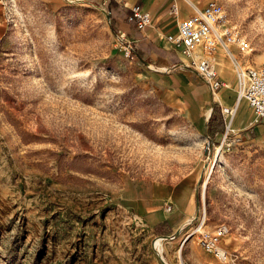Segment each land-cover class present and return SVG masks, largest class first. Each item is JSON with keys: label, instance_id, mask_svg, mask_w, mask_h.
I'll list each match as a JSON object with an SVG mask.
<instances>
[{"label": "rangeland", "instance_id": "374dc122", "mask_svg": "<svg viewBox=\"0 0 264 264\" xmlns=\"http://www.w3.org/2000/svg\"><path fill=\"white\" fill-rule=\"evenodd\" d=\"M216 1L251 42L240 59L264 67V0ZM214 144L163 69L126 57L101 5L0 0V264H264V142ZM186 177L197 214L173 234L120 200ZM220 225L228 261L199 240Z\"/></svg>", "mask_w": 264, "mask_h": 264}, {"label": "crops", "instance_id": "0c3cea01", "mask_svg": "<svg viewBox=\"0 0 264 264\" xmlns=\"http://www.w3.org/2000/svg\"><path fill=\"white\" fill-rule=\"evenodd\" d=\"M73 1L101 5L106 11L114 31L125 33L133 43L134 57L146 63L149 61L156 64L158 70L163 69L171 88L186 105L187 115L199 134L212 138L216 144L219 143L223 137L226 120L221 111V105L231 107L237 105L235 114L237 116L236 119L234 116L232 120V127L235 129V133L232 135L235 140L234 146L252 139L259 143L264 142V122L256 120L252 108L246 103L247 101L243 102L240 107L237 104V78L236 73L234 75L230 69V61L234 63L236 59L245 63L242 58L240 59V55L243 58L245 55L239 53L236 47L233 48L232 57L228 56L224 50L216 52L217 67L223 66V69L226 70L225 74L221 73V76L224 74L229 81L234 76L231 85L223 87L218 93L219 97H214L212 101L213 95L208 85L192 68L186 66L189 60L168 40L169 35L178 33V23L194 13V4L190 0H186L188 2L181 0L182 5L178 0ZM174 1L180 8L177 17L170 14V8ZM135 4L141 5L152 16L151 23L143 30L137 29L127 19ZM192 102L200 111L196 117H191ZM215 119L222 120V124L220 126L214 124ZM186 178L173 188L155 181L140 186L131 184L125 188L120 200L125 208L138 216L150 229H168L175 233L187 222L194 220L197 214L198 203L193 193L194 183L191 177ZM170 202L173 203L174 210L167 212L165 204Z\"/></svg>", "mask_w": 264, "mask_h": 264}, {"label": "built area", "instance_id": "2783aa9c", "mask_svg": "<svg viewBox=\"0 0 264 264\" xmlns=\"http://www.w3.org/2000/svg\"><path fill=\"white\" fill-rule=\"evenodd\" d=\"M179 13V6L174 1L170 8V14L177 17ZM127 19L137 29L143 30L151 23L152 16L141 5L135 4ZM120 36L124 41L126 57H134L133 43L125 33H120ZM168 40L189 60L186 66L192 67L204 80L213 97L225 86L215 58L217 47H222L230 57L233 56L234 47L245 56L251 51V42L233 23L230 13L216 0L209 1L202 8L194 6V13L178 23V33L169 35ZM198 46L202 48L199 58L194 56ZM234 65L237 78V104L240 99H245L252 108L256 120L264 122V67L246 66L245 63L236 59ZM236 110L237 105L233 107L221 105V111L226 118L223 137L219 143L214 144V148L221 153L229 152L234 146L235 140L232 135L235 133V129L232 127V120ZM207 150H210V145ZM165 210L172 212L174 210L173 203L165 204ZM205 220V217L201 221L199 220L200 225L197 230L202 228ZM227 231L226 226L220 225L214 233L202 231L199 235L202 247L224 261L230 259L229 253L221 246V239ZM168 237L173 239L174 235Z\"/></svg>", "mask_w": 264, "mask_h": 264}, {"label": "bare ground", "instance_id": "6f19581e", "mask_svg": "<svg viewBox=\"0 0 264 264\" xmlns=\"http://www.w3.org/2000/svg\"><path fill=\"white\" fill-rule=\"evenodd\" d=\"M195 7H198V6H196V5H194ZM198 8H201V7H198ZM180 9V8H179ZM220 51H223V49H222V47H220V46H218L217 47V53L218 52H220ZM216 53V54H217ZM201 54H202V48H201V46H198L196 49H195V54H194V56H196L197 58H199L200 56H201ZM215 58H216V56H215ZM226 70L225 69H222V72H225ZM225 86H226V84H225ZM224 86V87H225ZM219 92H217V96L219 95L218 94ZM238 96V92H237V88H236V97ZM243 102H246V100L245 99H240L239 101H238V106L240 107L241 106V104L243 103ZM247 103V102H246ZM236 114V113H235ZM235 116V119H236V116L237 115H234ZM218 153H220L221 154V151H218ZM164 260V259H163ZM182 261V260H181Z\"/></svg>", "mask_w": 264, "mask_h": 264}, {"label": "trees", "instance_id": "16d2710c", "mask_svg": "<svg viewBox=\"0 0 264 264\" xmlns=\"http://www.w3.org/2000/svg\"><path fill=\"white\" fill-rule=\"evenodd\" d=\"M133 54H134V51H133Z\"/></svg>", "mask_w": 264, "mask_h": 264}]
</instances>
